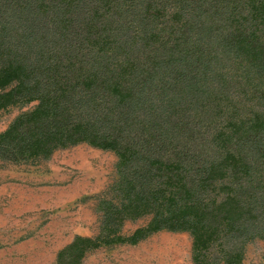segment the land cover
Returning a JSON list of instances; mask_svg holds the SVG:
<instances>
[{
	"label": "trees",
	"instance_id": "trees-1",
	"mask_svg": "<svg viewBox=\"0 0 264 264\" xmlns=\"http://www.w3.org/2000/svg\"><path fill=\"white\" fill-rule=\"evenodd\" d=\"M31 103L1 164L82 143L118 158L98 233L56 264L161 231L191 236V264L264 241V0H0V110Z\"/></svg>",
	"mask_w": 264,
	"mask_h": 264
},
{
	"label": "rangeland",
	"instance_id": "rangeland-1",
	"mask_svg": "<svg viewBox=\"0 0 264 264\" xmlns=\"http://www.w3.org/2000/svg\"><path fill=\"white\" fill-rule=\"evenodd\" d=\"M35 103L0 110V131ZM117 155L82 143L49 159L0 163V264H56L76 235L100 227L98 198L117 179ZM148 218L127 222L125 233ZM82 264H191V236L161 231L137 245L102 247ZM242 264H264V241L245 247Z\"/></svg>",
	"mask_w": 264,
	"mask_h": 264
}]
</instances>
